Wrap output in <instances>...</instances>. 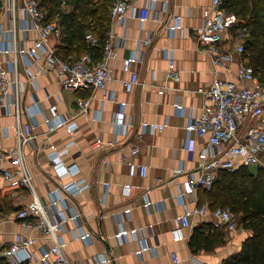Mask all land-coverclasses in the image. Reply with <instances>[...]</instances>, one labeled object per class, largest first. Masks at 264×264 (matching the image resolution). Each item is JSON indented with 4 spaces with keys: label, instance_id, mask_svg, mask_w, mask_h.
I'll return each instance as SVG.
<instances>
[{
    "label": "crops",
    "instance_id": "1",
    "mask_svg": "<svg viewBox=\"0 0 264 264\" xmlns=\"http://www.w3.org/2000/svg\"><path fill=\"white\" fill-rule=\"evenodd\" d=\"M162 1L157 3L158 9L146 22L144 30H141L136 18H129L126 28L114 24L115 32L125 35V40L120 47V57L111 61L114 79L106 92L100 89L65 88L54 72H38L37 66L44 64L42 60L28 67L24 62L19 64V77L26 85L24 105L33 104L34 97H38L40 106L35 118L36 137L23 146L27 164L35 176L37 194L48 203L51 189L73 179L89 184L72 200L82 213L81 217L69 220L62 231L67 242L65 253L70 264H94L97 258L105 256L112 261L102 264H174L173 254L180 260L177 264H228L226 260L239 253L243 242L252 235L250 229L240 231L215 226L214 216L207 212L205 215L195 214L191 217L192 224L186 229L185 239H172L174 219L186 207L192 209L206 205L207 210L213 209V201L206 196L203 188L187 198L186 206L177 197L178 185L187 177L177 176L176 170L182 168L190 172L197 168L200 163L199 149L206 145V138L194 132L191 134L194 149L189 148L190 135L186 129L191 118L200 115L208 101L198 88H209L216 76L230 81H235L236 76L221 68L216 72L212 55L198 41L196 28L209 15L211 0H166L168 7L165 11L160 9ZM133 2L138 6L148 3L147 0ZM2 4L3 0H0V21L6 27L9 26V20L2 16ZM66 6L64 12L72 9L71 3ZM174 15L181 16L182 29L171 34L168 24ZM20 19L21 14L18 12V23ZM108 25L109 28L112 26L111 15ZM150 34L152 43L143 44L140 38ZM16 35L19 42L30 46L38 33H25L18 28ZM62 38L61 34L51 37V42L59 47L64 43ZM229 46L227 43L225 48L229 49ZM138 48L143 52V60L137 65L141 82L132 92H126L122 81L126 75L122 71L121 59ZM170 52H173L180 71V81L167 78ZM239 60L237 56L232 62L234 70ZM28 72L35 75L33 83L27 82ZM160 88H164L163 93L159 92ZM112 91L115 100L103 102L106 93ZM47 93L51 95L50 100L46 97ZM79 95L91 98L88 113H78L76 98ZM51 104L57 106L60 114L79 123L74 134H70L66 127L48 132L44 118L51 116ZM123 107L132 123L127 131L116 126L113 121L116 112ZM22 121H29V116L23 114ZM15 123L16 117L6 113L4 107L0 106L2 148L10 149L17 145ZM148 123H165L166 126L156 133H143V126ZM97 137L111 141L113 145L93 151L90 142ZM71 140L74 143L64 160L68 165L77 164L79 172L59 179L48 155L62 150ZM133 142L141 146L136 154L131 153ZM128 161L147 164L146 176H141L138 171L131 172ZM248 168L256 171L258 167ZM127 183L132 185L130 197L122 194V185ZM32 198L33 194L27 188L13 187L0 178V203L3 210L0 215V239L10 243L16 232L23 231L28 236L37 237L31 251L38 253L42 247L51 245L52 239L37 230H25L14 217V213ZM148 198L151 204L147 207L145 203ZM128 205L132 208L130 216H123L121 210ZM132 228H140L137 237L129 235L124 242H119L115 234ZM196 228H202L206 233L219 234L220 240L213 249H191L190 240ZM84 230L91 232L89 240L76 237ZM144 244L154 248L144 250L141 255L137 254L136 251Z\"/></svg>",
    "mask_w": 264,
    "mask_h": 264
},
{
    "label": "built area",
    "instance_id": "2",
    "mask_svg": "<svg viewBox=\"0 0 264 264\" xmlns=\"http://www.w3.org/2000/svg\"><path fill=\"white\" fill-rule=\"evenodd\" d=\"M161 1V0H160ZM159 0H147V4L136 5L133 0H111L110 15L112 26L109 28L100 57H96L94 48L99 47V37L92 31L86 33V40L91 49L76 58H64L58 53L57 45L51 42V37H58L61 28V11L65 10L67 1L63 0L60 12L50 15L46 7L39 0H3L2 16L9 20V26L0 21V106L5 112L16 117L15 129L18 139L17 145L7 149L0 146V178L17 188H27L33 198L23 208L14 213L22 228L27 231L37 230L52 239V244L38 252H32L31 247L37 242V237L28 236L23 231L16 232L10 243L0 239V260L6 259L10 264H70L65 253L67 244L62 231L69 220H78L82 213L76 202L72 200L83 192L89 184L75 180L60 185L49 191V201L45 203L37 194L35 176L30 170L23 146L35 139L34 128L37 124L36 114L40 110L39 99L34 97L33 104L24 105L26 85L19 77L20 62L29 66L38 60V72H54L61 85L65 88L107 90L109 83L114 79L111 61L120 57V47L123 45L125 35H118L114 24L126 28L129 18H136L140 22L141 30L149 21L157 7ZM161 10H166L168 2L163 0ZM67 7V6H66ZM21 14L19 23L17 13ZM18 28L22 32L35 31L38 36L30 46L19 42ZM182 29V18L174 15L168 24L171 34ZM198 41L203 48L212 55L213 63L218 69L235 74L236 80L230 81L216 76L209 88H198L208 98L200 115L192 117L186 126L189 133V148L194 149L191 134L196 133L206 138V145L199 149L200 163L197 168L185 172L182 168L176 170L177 176L186 175V179L179 183L177 197L186 206L187 198L199 188L211 189L220 170H233L238 166H257L264 168V81L255 73L254 67L249 63L247 56V43L251 38L250 29L235 13L224 6V0H211L210 13L196 28ZM145 45L152 43L151 34L141 37ZM229 43V49L225 45ZM165 49V48H164ZM166 50V49H165ZM239 56L240 60L236 70L231 66ZM122 71L126 75L123 85L126 92H132L140 84V74L137 65L143 60L140 48L132 50L122 57ZM27 66V67H28ZM27 82L33 83L35 75L28 72ZM167 78L171 81H180L181 75L177 67L173 52L168 56ZM160 93L164 88L159 89ZM47 99H51L49 93ZM115 100V93H106L103 102ZM78 113H88L91 107V98L79 95L76 98ZM51 116L44 118L48 132L59 127H66L70 134L79 128V123L60 114L57 106L51 104ZM27 114L29 121L23 122L22 115ZM100 115V112L98 116ZM114 123L127 131L132 123L128 120L124 107L116 112ZM166 126L165 123H148L143 126V133H156ZM191 139V140H190ZM71 140L60 151L49 153V162L53 165L59 179L74 176L79 172L77 164L68 165L64 156L71 150ZM113 145L111 141L94 138L90 142L93 151ZM139 143L131 144V153L140 151ZM8 162V165L6 164ZM131 172L146 176L147 164L127 162ZM132 185H122V194L130 197ZM147 197L148 194L146 193ZM146 206L151 200L146 201ZM131 206L121 210L122 215L130 216ZM70 210V211H69ZM67 211V214L65 212ZM211 212L214 216V225L226 227L231 230L245 231L247 228L238 220L237 213L229 206H218L211 211L206 205H198L192 209L186 207L182 214L174 219V228L171 230L172 239L181 241L187 237L186 229L191 227V217L195 214L205 215ZM1 222V219H0ZM140 228L125 229L115 234L119 242H124L129 235L137 237ZM90 231H82L76 237L82 240L91 238ZM154 248L144 244L136 252L141 255L144 250ZM174 264L180 260L173 254ZM112 261L108 257L97 258L94 264Z\"/></svg>",
    "mask_w": 264,
    "mask_h": 264
},
{
    "label": "trees",
    "instance_id": "3",
    "mask_svg": "<svg viewBox=\"0 0 264 264\" xmlns=\"http://www.w3.org/2000/svg\"><path fill=\"white\" fill-rule=\"evenodd\" d=\"M39 1L50 15L61 10L62 0ZM70 3V11H61L60 34L64 43L57 46L58 53L64 58H76L90 50L86 33L92 31L99 37L100 46L93 50L96 57H100L109 30L111 0H70ZM224 6L241 18L250 29L247 56L255 73L264 81V0H224ZM75 52L76 55H73ZM204 191L213 201V208L231 207L240 215V222L252 231V235L243 242L241 251L226 262L264 264V168L258 167L256 171H251L241 165L233 170H220L212 188ZM1 211L0 203V215ZM219 240V234L206 233L202 228H196L190 247L194 251L203 248L211 250ZM0 264L10 263L1 259Z\"/></svg>",
    "mask_w": 264,
    "mask_h": 264
},
{
    "label": "rangeland",
    "instance_id": "4",
    "mask_svg": "<svg viewBox=\"0 0 264 264\" xmlns=\"http://www.w3.org/2000/svg\"><path fill=\"white\" fill-rule=\"evenodd\" d=\"M62 1H63V0H62ZM67 2L70 3V0H67ZM248 61H250L249 57H248ZM3 205H4V204H3ZM5 206H6V205H5ZM237 218H238V220L240 221V218H241V217H240L239 214H237Z\"/></svg>",
    "mask_w": 264,
    "mask_h": 264
}]
</instances>
